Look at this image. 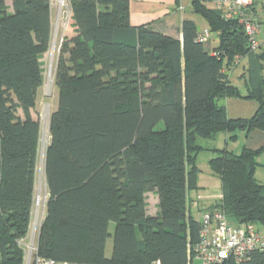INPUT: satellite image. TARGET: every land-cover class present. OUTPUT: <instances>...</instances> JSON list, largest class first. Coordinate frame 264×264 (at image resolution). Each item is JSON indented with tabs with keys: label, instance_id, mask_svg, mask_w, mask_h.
Wrapping results in <instances>:
<instances>
[{
	"label": "trees",
	"instance_id": "1",
	"mask_svg": "<svg viewBox=\"0 0 264 264\" xmlns=\"http://www.w3.org/2000/svg\"><path fill=\"white\" fill-rule=\"evenodd\" d=\"M209 1L192 4L219 37L213 51L192 19L182 22L180 39L149 23L133 26L130 0H68L76 34L64 38L55 71L59 99L45 154L40 256L188 264L189 240L196 242L201 229L190 197L200 189L198 155L206 147L199 137L222 132L236 141L241 131L264 132L263 44L251 49L243 25ZM52 30V0H0V264H25L41 138L32 109ZM241 59L248 61L246 93L227 72ZM227 98L254 100L257 110L231 118ZM212 150L217 155L208 163L221 197L203 209L222 208L235 223H264V183L256 178L264 147ZM150 193L158 197L153 215ZM243 264H264V252Z\"/></svg>",
	"mask_w": 264,
	"mask_h": 264
},
{
	"label": "rangeland",
	"instance_id": "2",
	"mask_svg": "<svg viewBox=\"0 0 264 264\" xmlns=\"http://www.w3.org/2000/svg\"><path fill=\"white\" fill-rule=\"evenodd\" d=\"M7 3L11 6V0H7ZM71 9L68 0H52V41L50 48L44 53L42 61L44 68V80L39 88L36 106L32 109L33 116L39 120L41 125V138L38 150V162L36 171V192L34 200L33 218L28 235L24 238L25 260L28 262L32 259L33 251L27 244H33L38 248V235L40 227L46 214V206L49 198V190L46 182L45 175V154L46 149L51 141L50 133V118L53 111L58 107L59 90L55 84V71L56 65L60 53V49L65 37L73 34V20L71 17ZM259 16V15H258ZM201 18V17H200ZM264 34V25L262 27L261 36ZM243 71V64L236 66L231 71L232 83L240 87L242 91H245L243 80L238 79V73ZM240 81V82H238ZM223 134L219 133L218 139H206L199 137L198 142L206 147L201 151L198 157L200 172V183L204 187L199 190L192 191L190 194L191 200V213L196 216L197 212L208 205L214 204L218 201L221 195V181L219 177L214 175L209 166V160L216 156L217 153L212 150L215 148L222 149L225 146L222 139ZM240 138L237 143H234L235 152L241 151L242 145L246 142L243 138L242 132H239ZM239 137V136H238ZM237 137V139H238ZM258 161L261 163L257 167V178L260 182L264 183V154H262ZM148 213L153 215L158 211V197L155 193L148 194ZM195 202V205L193 204ZM115 229V223L111 222L109 230L112 234L107 241L106 254L111 255L113 250V233Z\"/></svg>",
	"mask_w": 264,
	"mask_h": 264
},
{
	"label": "built area",
	"instance_id": "3",
	"mask_svg": "<svg viewBox=\"0 0 264 264\" xmlns=\"http://www.w3.org/2000/svg\"><path fill=\"white\" fill-rule=\"evenodd\" d=\"M214 2L217 8L223 11L225 18L236 19L243 25L251 49L257 50L261 45L262 23L254 10V2L252 0H214ZM209 35L210 31L206 29L199 33L198 39L205 42ZM196 219L200 221L201 229L196 242L191 243L189 240L188 264H243L255 252H264V223H235L222 208L199 210ZM27 246L31 252L34 251L32 259L29 262L25 260V264H89L58 262L40 256L36 245L34 247L33 244H27ZM152 264H161V262L155 260Z\"/></svg>",
	"mask_w": 264,
	"mask_h": 264
},
{
	"label": "crops",
	"instance_id": "4",
	"mask_svg": "<svg viewBox=\"0 0 264 264\" xmlns=\"http://www.w3.org/2000/svg\"><path fill=\"white\" fill-rule=\"evenodd\" d=\"M252 1L254 2V6L258 10V15L263 21V23L261 24L263 27L264 9L262 8V5L264 4V0H252ZM192 2L193 0H130L131 23L133 26H139L141 24L149 23L156 29H159L161 31H164L165 33L171 34L175 37L182 39L183 38L182 22L185 19H192L197 24L199 33H201L202 31L209 29V25L205 18H203L201 15L197 14L194 11ZM206 4L210 7L217 8L214 0L209 1ZM262 27H261V31H262ZM72 33L73 34H71V36L68 37H72L76 34L75 27H73ZM260 41L264 47V34L263 36H261L260 33ZM205 43L208 49L213 51V49L219 45V37L217 36L216 33H210ZM241 63L243 64V71L241 73H238L237 76L240 81L243 80L245 91H242L239 86L237 85L236 86L242 91V93H246V84H245V78H243V74L246 73L248 61L247 59H241L238 65H240ZM232 69H229L227 71L230 79L232 78L231 76ZM225 103L227 107L228 116L231 118H249L255 113L258 107L256 101L250 99H242V98H227L225 100ZM241 132L243 138L246 141L242 145L241 150L243 149L244 146L251 148H258L262 146L264 147L263 131L254 130L249 134L245 133L244 131ZM238 136L239 137L236 141H228L229 134L227 133L223 134L222 139L224 140L225 146H227L230 150L234 151L235 150L234 143H237L240 138L239 133ZM214 139L217 140L218 136L216 135V137L213 138V140ZM213 148H215V146ZM256 178H257V171H256ZM199 186L202 189L204 188L200 183V179H199ZM193 204L195 205V202Z\"/></svg>",
	"mask_w": 264,
	"mask_h": 264
}]
</instances>
